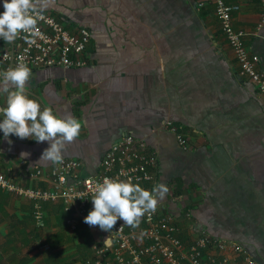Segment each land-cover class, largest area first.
<instances>
[{"label":"crops","instance_id":"1","mask_svg":"<svg viewBox=\"0 0 264 264\" xmlns=\"http://www.w3.org/2000/svg\"><path fill=\"white\" fill-rule=\"evenodd\" d=\"M227 1L238 5L233 26L244 31L264 72L261 0ZM46 4L43 10L70 32L84 26L91 33L86 65L32 69L26 85L41 108L81 122L63 158L80 160V176H94L113 143L127 134L144 138L157 164L155 181L143 187L167 186L157 209L176 216L180 236L188 242L196 235L190 225L205 226L264 262V96L240 76L213 0ZM14 43L0 39L3 47ZM5 102L0 93V107ZM167 121L184 135L187 148ZM47 147L32 138L6 139L0 131V172L25 186L51 188L55 163L40 160ZM37 168L42 174L33 177ZM44 216L45 225L37 227L33 202L0 188V264H85L107 233L61 202L44 203Z\"/></svg>","mask_w":264,"mask_h":264},{"label":"built area","instance_id":"2","mask_svg":"<svg viewBox=\"0 0 264 264\" xmlns=\"http://www.w3.org/2000/svg\"><path fill=\"white\" fill-rule=\"evenodd\" d=\"M221 30L239 63V74L250 80L264 96V72L259 68L258 55L252 54L245 43V33L233 26V13L238 5L227 0H213ZM262 18L264 23V0ZM203 3L200 2L199 6ZM0 9V12H3ZM87 27L70 32L54 15L43 10L38 15L37 32L20 33L15 43L7 48L0 44V73L24 62L32 70L43 67H80L87 64L84 54L90 42ZM166 125L176 134L180 145L187 148L184 135L172 121ZM157 156L144 138L127 134L113 143L102 157L99 172L94 176L78 174L81 162L63 158L49 171L51 188L30 187L0 172V188L33 202V217L37 227L45 225L44 203L61 202L64 210L86 216L92 210L91 198L105 177L130 180L143 187L155 181L153 168ZM42 174L37 168L33 177ZM144 188V187H143ZM191 218V213H185ZM69 222V219H68ZM71 227L75 228L70 221ZM194 229L196 235L188 242L180 238L181 227L176 216L169 213H146L138 227L118 220L111 232L94 243L92 254L85 264H260L237 241L212 236L205 227ZM108 243H104L107 237ZM42 247L48 248V245Z\"/></svg>","mask_w":264,"mask_h":264},{"label":"clouds","instance_id":"3","mask_svg":"<svg viewBox=\"0 0 264 264\" xmlns=\"http://www.w3.org/2000/svg\"><path fill=\"white\" fill-rule=\"evenodd\" d=\"M46 6V0H3L0 39L12 43L20 33L35 35L38 15ZM31 74V69L24 62L0 73V93L6 95L5 106L0 107L3 117L0 119V131L6 139L15 135L20 139L48 142L49 147L43 150L40 160L59 164L66 144L74 142L80 135L82 124L72 115L61 117L51 107L41 108L38 101L29 98L26 85ZM167 192L168 188L163 183L146 190L130 180L105 177L92 195L93 207L84 217V223L98 226L105 232H111L118 220L138 227L146 213L156 211L159 200ZM109 238L104 243H108Z\"/></svg>","mask_w":264,"mask_h":264},{"label":"trees","instance_id":"4","mask_svg":"<svg viewBox=\"0 0 264 264\" xmlns=\"http://www.w3.org/2000/svg\"><path fill=\"white\" fill-rule=\"evenodd\" d=\"M1 9H3V8H1ZM194 226L196 227V228H200V226L199 225H197V224H194ZM203 227H205V226H203ZM206 228V227H205ZM206 230H207V228H206ZM212 236H216V237H220V236H217V235H215L214 233H211L209 230H207ZM214 234V235H213ZM180 238L183 240V241H185L186 242V240H184L181 236H180ZM240 243V242H239ZM241 244V243H240ZM243 245V244H242ZM246 249H247V251L249 252V254L258 262V263H260V264H264V262H262V260H259L256 256H255V254L253 255L249 250H248V247H246L245 245H243ZM91 256V255H90ZM89 256V257H90Z\"/></svg>","mask_w":264,"mask_h":264}]
</instances>
